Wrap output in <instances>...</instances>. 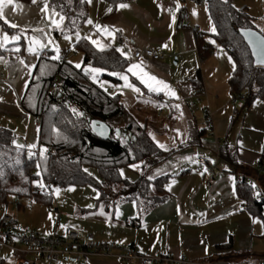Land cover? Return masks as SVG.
I'll use <instances>...</instances> for the list:
<instances>
[{
    "label": "crops",
    "instance_id": "1",
    "mask_svg": "<svg viewBox=\"0 0 264 264\" xmlns=\"http://www.w3.org/2000/svg\"><path fill=\"white\" fill-rule=\"evenodd\" d=\"M85 1L88 5V18L82 29L71 35L64 33L66 20L60 22L62 14L50 6V0H36L35 3L32 0H14L13 5L5 6V19L16 27H9L4 20H0V43L3 44V47H0V66H7L5 77L0 79V83L4 84L0 91L1 113L20 120L35 118L41 148L40 124L37 123L39 118L22 105V99L39 59L44 55H56L53 48L58 47L63 52L59 61L65 55L69 62L67 55L74 52L76 55L69 63L74 67L79 63L83 67L84 54L75 46L85 37H88L85 40L97 51L119 48L120 51H116L126 59V68L118 72L102 69L95 76L99 78L100 85L108 94L118 96L124 107L132 111L140 121L147 123L152 140L155 137L167 150L173 151L170 157L149 170H142L141 165H138L135 169L121 168L120 173H123L121 175L124 179L131 182L137 181L142 173L148 178L151 177L150 179L171 176L166 184L169 197L137 220L136 203L124 202L108 211L103 204L96 206L99 193L93 207L81 209V216L96 219L115 231L111 237L100 234L101 238L118 246H134L138 253L148 257L170 255L176 258L186 256L193 262L264 264V218L254 215L248 209L249 204L237 193L236 188L240 176L258 177L261 191L253 190V194L264 195V175L259 176L257 172L263 149L261 146L258 149L241 146V130L233 133L235 116L240 115L236 109L229 124L223 117L227 98L223 103H219V99L225 94L232 95L229 80L234 69L231 73L225 70L218 72L210 64L211 56L204 60L200 58L196 42L198 32L204 33L206 40L213 46L214 42L218 45L213 37L216 29L209 13L208 0L196 4H189L187 0H126L119 4H127L128 7H116L113 13L109 11L111 4L108 0ZM177 3L180 5L178 9ZM53 11L58 15L53 16ZM53 19L61 23L60 29L52 24ZM95 25H99L100 29ZM105 27L107 32L102 31ZM4 34L9 38L17 35L19 40L9 39V42L4 43ZM34 36L45 47L37 46V51L32 53L28 48ZM65 36L68 39H65ZM91 40L97 41V46H94ZM99 45L104 47L100 48ZM17 48L19 51L15 50ZM138 48H153L164 53L165 57L162 61L145 59L137 63L132 56ZM78 52L82 56L77 54ZM226 52L232 59L229 52ZM213 54L214 50L211 55ZM21 60L24 61L23 64L20 63ZM131 64L141 65L144 71L163 80L176 92L178 99L165 96L163 92H149L128 71ZM86 68L96 67L89 65ZM120 75L126 76L129 83L138 88L139 92L124 87V80L120 79ZM198 77H201L202 84L196 89L195 81ZM176 105H179V108ZM207 111L211 113L213 121V127L209 131L205 128ZM1 125L0 127L11 130L16 139V126ZM262 143L264 148V142ZM226 144L237 147V158L244 169H235L220 155L222 147ZM200 156L217 165L212 188L207 184L203 168L197 163ZM91 173L98 177L96 171L92 170ZM250 173L255 175L250 176ZM248 181L251 183L249 179ZM101 211L103 215L100 214ZM117 211L119 216L116 215ZM6 213L16 216L21 225L39 234H49L55 228L54 223L53 227H48L47 230L42 228L40 232L37 231L34 229V221L26 219L28 214L21 203L16 209L10 205L8 199L5 202L0 197V242L5 240L1 233V220ZM229 243L231 245L226 247ZM16 258L10 249L0 248V264H15ZM65 260L79 261V264H139L113 256Z\"/></svg>",
    "mask_w": 264,
    "mask_h": 264
},
{
    "label": "trees",
    "instance_id": "2",
    "mask_svg": "<svg viewBox=\"0 0 264 264\" xmlns=\"http://www.w3.org/2000/svg\"><path fill=\"white\" fill-rule=\"evenodd\" d=\"M108 1L110 13H113L117 5L126 0ZM49 3L65 17V34H75L82 29L88 18L85 0H50ZM208 5L216 29L213 37L234 62L229 80L232 95L243 97L248 108L255 99L264 102V67L254 63L247 44L237 31L239 28L257 29L255 20L244 10H237L232 0H208ZM196 42L202 60L211 56L214 46L206 40L204 33H197ZM75 48L84 54L83 67L76 68L67 60L60 62L42 56L22 99L24 108L41 119L40 145L54 153L30 160L26 150L14 146V133L0 127V197L5 202L9 196H14L18 199L42 198L51 203V196L45 197L49 195L47 187L90 185L100 193L96 206L103 204L111 211L118 204L134 202L139 220L142 214L168 199L166 184L171 176L150 179L142 173L137 181L131 182L122 177L120 170L132 168L133 164L149 170L170 157L173 151L157 147L149 136L147 123L124 107L118 96L108 94L98 77L95 76L93 82L90 78L93 74L85 73V67L89 65L110 72L123 71L127 66L126 59L114 49L97 51L85 39ZM41 66H44L43 73ZM56 77L62 79L64 85L58 91H52L51 82ZM201 84V77H198L196 89ZM89 119L105 122L111 128V138L104 141L95 136L89 127ZM117 129L121 131L120 135L115 132ZM220 155L235 169L245 168L238 161L237 147L226 144ZM261 155L257 172L264 167V148ZM92 170L98 177L92 175ZM36 188L41 192H35ZM236 188L249 204L248 209L264 218V195L253 194V185L248 180L237 181ZM43 190L45 193L41 194Z\"/></svg>",
    "mask_w": 264,
    "mask_h": 264
},
{
    "label": "rangeland",
    "instance_id": "3",
    "mask_svg": "<svg viewBox=\"0 0 264 264\" xmlns=\"http://www.w3.org/2000/svg\"><path fill=\"white\" fill-rule=\"evenodd\" d=\"M232 3L237 10H244L252 19L255 20V26L257 29H264V0H232ZM214 47V54L211 55L212 59L210 61L213 69L217 71L225 70L227 71V73H231L234 69V64L232 62V59L226 52L227 50L219 45H216L215 42ZM65 51L66 50H64V52ZM62 53L63 52H61L59 49V56ZM55 54L57 53L55 52ZM77 54L82 56L80 52H78ZM74 55H76L74 52L67 55V59L69 62ZM226 84L228 85V83ZM2 85L4 84L0 83V91ZM6 96L8 97V93H6ZM225 99L227 102H225L223 117L228 121V124L230 122V118L234 114L235 109L240 113V115L235 116L233 133H238V130H241V146L250 149H258L262 147L263 149L262 142H264V102L259 98L255 99L248 108L245 100L242 101L240 100V98H238V105L233 106L232 100L234 99V96L229 93L228 95H222L219 99V103H223V100ZM1 112L2 111L0 110V125L2 124L1 126H16V128L14 127L15 131L17 132L16 139L14 141L15 146L24 148L28 156L29 152H31L32 155L29 157L37 158L40 155L37 154V152L44 147H39L37 136L38 128L37 126H35L36 119L33 117H29L26 120H20L19 118H13L12 115L2 114ZM235 130L237 132H235ZM29 145H34V147L30 148ZM50 188L52 189V195H45V197L49 198L51 196V203H49L48 200L42 198L35 199L31 197H24L18 199L14 196H9L8 201L10 205L16 209L18 207V204H22L23 209H25V212L28 214V217L26 219H32L34 221V229H36L37 231L41 230L42 228H45V230H47L48 227H53L55 221L58 218L59 212L60 217L63 219V227L61 226L60 229L69 226L85 234H92L96 241H100L102 243H110L109 241H107V239L101 238L99 236L100 234H102L103 236L111 237V235L115 231H113L109 225L103 224L96 219L81 216V209L91 208L88 207V205H92L93 207L95 199L99 196V192L95 187L90 185H76L69 187L51 186ZM43 192L44 190L41 194L45 193ZM20 226L25 227L21 224ZM42 234L47 233L42 232ZM57 264H79V261H66L62 258Z\"/></svg>",
    "mask_w": 264,
    "mask_h": 264
},
{
    "label": "built area",
    "instance_id": "4",
    "mask_svg": "<svg viewBox=\"0 0 264 264\" xmlns=\"http://www.w3.org/2000/svg\"><path fill=\"white\" fill-rule=\"evenodd\" d=\"M189 4L201 3L202 0H187ZM165 55L153 48L135 49L133 52V60L137 63L143 62L145 59L153 61H162ZM66 60L63 55L60 62ZM7 66H0V79L5 77ZM64 82L56 77L51 82V90L58 91L63 88ZM244 101V98H240ZM233 104H238V98L233 99ZM206 130L209 131L213 127L212 115L207 111ZM41 123V119L37 120ZM50 148L45 149L44 155L53 154ZM37 154L41 155L38 151ZM35 157H30V160ZM197 163L201 166L207 177V184L213 187V179L217 170V165L209 161L206 157L200 156ZM258 175H264V167H260ZM250 180L256 192H260L261 188L258 183V177L248 178L240 176L238 181ZM35 192H41L35 189ZM47 193L52 195V189L47 187ZM263 198V197H261ZM63 219L58 212V218L55 222V228L49 234H39L29 227H21L16 216L6 213L1 220V233L5 240L0 242V248L6 247L10 249L16 256L15 264H57L60 259L77 258V257H95V256H113L125 261H135L139 264H229L210 262H193L186 256L179 258L167 255L159 257H148L138 253L134 246H118L113 243H102L96 241L92 234H85L66 226L60 229ZM255 264V263H248Z\"/></svg>",
    "mask_w": 264,
    "mask_h": 264
},
{
    "label": "snow or ice",
    "instance_id": "5",
    "mask_svg": "<svg viewBox=\"0 0 264 264\" xmlns=\"http://www.w3.org/2000/svg\"><path fill=\"white\" fill-rule=\"evenodd\" d=\"M32 2L35 3L36 0H32ZM81 2H83V0H81ZM89 2H90V0H89ZM13 3H14V0H0V20H4V23L5 24H9V27L15 28L16 25L15 24H10L9 21L7 19H5V14H4V8H5V6L13 5ZM127 7H128L127 4H119V5H117V8L118 9L119 8H127ZM176 7H177V9L180 7L179 3H177ZM13 10H15V8H13ZM42 11H43V9H42ZM109 11H111V9H109ZM52 15L53 16H56L58 14L53 11ZM193 15H195V12H193ZM173 18H174V14H173ZM59 19H60V22H63V20L65 19V17L61 15ZM51 22H52L53 25H55V27L57 29H60L61 28V23L60 22H57L55 19H53ZM88 22L91 23V21H88ZM95 27H97L98 29H100V26L99 25H95ZM212 30L215 31L214 28ZM34 31H36V30H34ZM102 31L107 32V28L105 27L104 29H102ZM261 31H264V29H261ZM108 34L111 35V33H108ZM245 34L249 38L250 43H251L253 34L251 32H246ZM79 38H80L79 35H77V39H79ZM2 39H3V42L4 43H7V42H9V39H11V41H18L19 40V36L13 35V36H11V38H9V36L7 34H4ZM65 39H68V37L65 36ZM85 39H88V37H85ZM90 42L94 46H97V41L91 40ZM37 46L40 47V48L45 47L34 36V37H32V40H31L30 46L28 48V51L29 52H32V53H35L37 51ZM251 46L253 47V54L254 55H257V63H259L261 65H264V39L259 40L255 44H251ZM0 47H3V44L2 43H0ZM99 47L100 48H103L104 45H99ZM257 49H259L258 54H257ZM15 50L16 51H19V48L15 49ZM116 50L118 52L120 51L119 48H117ZM53 51L56 52L57 54L56 55H53L51 57V59L52 60H58L59 59V49H58V47H54L53 48ZM121 55H124V53H121ZM20 63L23 64L24 61L21 60ZM75 67L76 68H80L81 65L79 63H77V64H75ZM43 70H44V66H41V72L42 73H43ZM101 71H102V69H100V68H86L85 69V73L86 74L88 72H91L93 74V76L90 77V78L93 79V82H95V74H98ZM128 71L131 72L132 75H134L136 77V79H138L140 81V83L143 84L148 89L149 92H155V93L163 92L165 96H171V97H174V98H177L178 99V97H176V92L167 83H165L161 79H158L155 75H152V74H150L147 71H144V69L141 67V65L131 64L129 66ZM113 75H116V73H113ZM120 79L124 80V87L131 89L133 92H139V89L138 88L134 87V85L132 83H129V81H128V79H127L126 76L120 75ZM176 107L179 108V105H176ZM72 111L74 113L76 112L75 109H72ZM76 114L77 115H82L81 113H76ZM99 127L102 130L104 128L103 125H100ZM150 135H151V133H150ZM153 142L157 144V147H159V148L167 151L166 146L163 145V144H160L159 142H157L155 140V137H153ZM29 147L30 148L31 147H34V145H29ZM40 151H41V156H43V153H44L45 150L44 149H41ZM31 155H32V153L29 152V156H31ZM131 167H133L135 169V168H138V165L133 164V165H131ZM121 174H123V173H121ZM37 175H39V172H37ZM56 191H58V190H56ZM88 207H92V205H88ZM100 214L103 215V211H101ZM119 214H120L119 211H117L116 212V215L119 216ZM253 222L255 223L256 221L254 220Z\"/></svg>",
    "mask_w": 264,
    "mask_h": 264
},
{
    "label": "water",
    "instance_id": "6",
    "mask_svg": "<svg viewBox=\"0 0 264 264\" xmlns=\"http://www.w3.org/2000/svg\"><path fill=\"white\" fill-rule=\"evenodd\" d=\"M237 31H238V34L243 38L244 42L247 44L251 52L252 58L254 60V63L257 66L264 67V65L257 63V55L253 54V47L251 46V44H255L259 40L264 39V34L254 28H239ZM246 32H251L253 34L251 43H250L249 38L245 34ZM258 52H259V49H257V54ZM88 121H89V127L95 136H97L98 138L104 141H107L111 138V128L105 122L101 120H97V119H89ZM100 125L104 126L103 130L99 127ZM115 132L118 135H120L121 133L119 129H117Z\"/></svg>",
    "mask_w": 264,
    "mask_h": 264
}]
</instances>
